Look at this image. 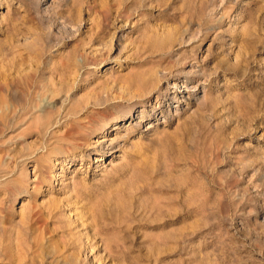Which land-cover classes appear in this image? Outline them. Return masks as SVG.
<instances>
[{
  "label": "rangeland",
  "instance_id": "obj_1",
  "mask_svg": "<svg viewBox=\"0 0 264 264\" xmlns=\"http://www.w3.org/2000/svg\"><path fill=\"white\" fill-rule=\"evenodd\" d=\"M0 264H264V0H0Z\"/></svg>",
  "mask_w": 264,
  "mask_h": 264
},
{
  "label": "bare ground",
  "instance_id": "obj_2",
  "mask_svg": "<svg viewBox=\"0 0 264 264\" xmlns=\"http://www.w3.org/2000/svg\"><path fill=\"white\" fill-rule=\"evenodd\" d=\"M141 118V117H140ZM138 121H140V119H138ZM102 143L100 144V147H101V150L103 149H106V148H109L110 146H108V144L106 143H103V141H101ZM74 258V257H73ZM65 259V258H64ZM75 261V260H74Z\"/></svg>",
  "mask_w": 264,
  "mask_h": 264
}]
</instances>
